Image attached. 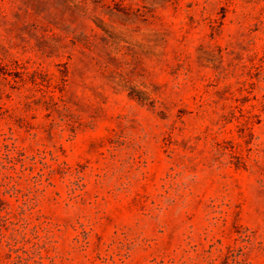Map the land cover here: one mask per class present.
<instances>
[{
	"label": "rangeland",
	"instance_id": "obj_1",
	"mask_svg": "<svg viewBox=\"0 0 264 264\" xmlns=\"http://www.w3.org/2000/svg\"><path fill=\"white\" fill-rule=\"evenodd\" d=\"M0 264H264V0H0Z\"/></svg>",
	"mask_w": 264,
	"mask_h": 264
}]
</instances>
